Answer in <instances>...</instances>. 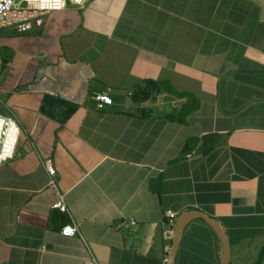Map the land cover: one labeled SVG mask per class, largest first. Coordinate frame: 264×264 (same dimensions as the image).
<instances>
[{
	"label": "crops",
	"instance_id": "1",
	"mask_svg": "<svg viewBox=\"0 0 264 264\" xmlns=\"http://www.w3.org/2000/svg\"><path fill=\"white\" fill-rule=\"evenodd\" d=\"M0 58V111L21 126L0 163V264H167L191 209L226 226L231 264L263 263L264 0L69 3L0 28ZM147 82L157 92L135 102ZM222 256L196 219L176 263Z\"/></svg>",
	"mask_w": 264,
	"mask_h": 264
},
{
	"label": "built area",
	"instance_id": "2",
	"mask_svg": "<svg viewBox=\"0 0 264 264\" xmlns=\"http://www.w3.org/2000/svg\"><path fill=\"white\" fill-rule=\"evenodd\" d=\"M84 0H0V28L13 27L17 32L23 33L31 30L34 26H41L44 23L45 15L56 10H62L67 5L73 4L81 6ZM4 67V62L0 58V70ZM98 106L112 104L113 99L106 93L95 96ZM4 107V102L0 98V108ZM8 115L0 112V163L12 159L16 156L17 145L21 133V126L18 118L12 112ZM45 167L50 176L51 184H54L55 167L51 160L45 161ZM62 210L66 209L63 201L54 204ZM166 215L176 219L177 214L167 210ZM136 222L130 219L127 227ZM62 234L72 236L79 233L75 224L67 225L62 229Z\"/></svg>",
	"mask_w": 264,
	"mask_h": 264
},
{
	"label": "water",
	"instance_id": "3",
	"mask_svg": "<svg viewBox=\"0 0 264 264\" xmlns=\"http://www.w3.org/2000/svg\"><path fill=\"white\" fill-rule=\"evenodd\" d=\"M3 114L8 115L5 111H3ZM196 219L204 220L217 233L223 246L222 264H231V242L226 226L220 219L212 217L206 212L197 209L187 210L178 216L172 235V243L167 259V264H176V256L185 229L191 222ZM262 264H264V261Z\"/></svg>",
	"mask_w": 264,
	"mask_h": 264
},
{
	"label": "trees",
	"instance_id": "4",
	"mask_svg": "<svg viewBox=\"0 0 264 264\" xmlns=\"http://www.w3.org/2000/svg\"><path fill=\"white\" fill-rule=\"evenodd\" d=\"M155 85H156L155 83L147 82L144 85L139 86L133 92V95H132L133 100L135 102H140V103L149 101L155 95V93L158 90V89L156 90ZM181 111H184V109H181ZM198 220H202V219H198ZM202 221H204V220H202Z\"/></svg>",
	"mask_w": 264,
	"mask_h": 264
},
{
	"label": "rangeland",
	"instance_id": "5",
	"mask_svg": "<svg viewBox=\"0 0 264 264\" xmlns=\"http://www.w3.org/2000/svg\"><path fill=\"white\" fill-rule=\"evenodd\" d=\"M165 96V94H162V95H159L158 97V99L160 100L161 98H163ZM166 99H167V97H166Z\"/></svg>",
	"mask_w": 264,
	"mask_h": 264
}]
</instances>
